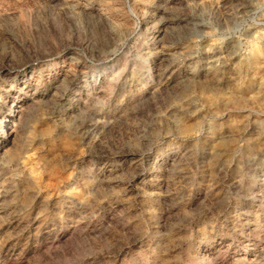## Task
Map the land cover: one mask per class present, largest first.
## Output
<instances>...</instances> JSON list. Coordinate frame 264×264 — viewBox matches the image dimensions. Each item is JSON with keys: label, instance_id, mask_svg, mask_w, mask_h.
Wrapping results in <instances>:
<instances>
[{"label": "rangeland", "instance_id": "rangeland-1", "mask_svg": "<svg viewBox=\"0 0 264 264\" xmlns=\"http://www.w3.org/2000/svg\"><path fill=\"white\" fill-rule=\"evenodd\" d=\"M0 264H264V0H0Z\"/></svg>", "mask_w": 264, "mask_h": 264}]
</instances>
